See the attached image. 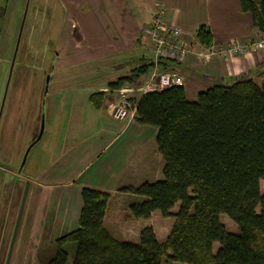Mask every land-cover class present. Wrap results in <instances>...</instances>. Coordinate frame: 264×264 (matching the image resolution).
<instances>
[{
	"label": "crops",
	"instance_id": "crops-1",
	"mask_svg": "<svg viewBox=\"0 0 264 264\" xmlns=\"http://www.w3.org/2000/svg\"><path fill=\"white\" fill-rule=\"evenodd\" d=\"M84 1L92 7L83 8ZM65 4L70 7L67 15L72 17L74 29L70 36L76 34V42L71 37L70 44L78 57L66 59V71L59 79L63 84L51 95V103L59 112L60 98L69 96L70 102L63 100V104L70 122L64 123L66 137L57 154L51 155L49 161L45 159L43 167H39L41 157L33 160L28 171H43L37 178L39 182L28 178L31 183L24 187L23 199L31 203L35 227L42 224L38 235L42 244L34 251V231L30 242L19 246L22 251L13 256L11 264H45L55 254L53 251L47 260H42V252L49 243L55 244L67 232L78 228L85 187L109 193L103 225L115 239L138 243L141 230L153 227L150 220L156 213L148 220L130 218V205L142 198L119 190L162 179L164 161L156 144L158 129L139 124L135 119L136 108L125 120L111 116V104L116 102L120 90L109 89V83L117 79L110 80L105 75L125 65L132 70L154 62L146 29L160 9L181 30L183 41L191 47L189 55L172 65L184 78L189 100H195L211 86L227 84L235 78L246 77L257 83L264 80V47L257 50L252 46L264 33L253 26L252 14L241 9L240 0H66ZM201 28L211 34L210 46L197 39ZM233 41L248 45L247 50L237 55L221 54ZM209 53L214 55L202 56ZM154 63L145 76L123 87L134 89L136 101L152 91L145 89L152 87L155 74L163 72L159 62ZM99 92H105L107 97L103 107L96 109L90 96ZM155 234L158 238L156 231ZM47 236L50 240L44 242Z\"/></svg>",
	"mask_w": 264,
	"mask_h": 264
},
{
	"label": "trees",
	"instance_id": "trees-1",
	"mask_svg": "<svg viewBox=\"0 0 264 264\" xmlns=\"http://www.w3.org/2000/svg\"><path fill=\"white\" fill-rule=\"evenodd\" d=\"M4 3L0 0V18L6 13ZM240 3L264 33V0ZM197 39L206 46L212 43L204 28ZM177 62L161 59L158 65L176 71L172 65ZM154 65L132 69L109 83V89L134 84ZM106 97L105 92L94 93L90 101L101 109ZM134 104L136 121L158 129L163 179L119 191L142 198L130 205V218L148 220L157 211L173 218L169 235L160 242L148 226L138 243L115 239L103 225L109 193L85 187L78 228L55 241L56 252L46 264H68V243L76 245L72 264H264V80L235 78L192 101L184 86H172L148 91ZM221 215L239 233L229 232Z\"/></svg>",
	"mask_w": 264,
	"mask_h": 264
},
{
	"label": "rangeland",
	"instance_id": "rangeland-1",
	"mask_svg": "<svg viewBox=\"0 0 264 264\" xmlns=\"http://www.w3.org/2000/svg\"><path fill=\"white\" fill-rule=\"evenodd\" d=\"M65 1L5 0L6 13L0 18V264H11L13 256L22 251L19 246L27 245L34 231V251L42 244L38 237L42 224L35 227L34 210L31 203L23 199L24 187L31 183L28 178L39 182L43 171H28L33 160L41 157L39 167L45 166V159L49 161L51 155L61 149L66 137L64 123L70 122L63 104V100L70 102L69 96L60 98L59 112L51 103V95L63 84L59 79L66 71V59L78 57L70 44L71 37L76 42V34L70 36L74 29L72 17L67 15L70 7ZM90 5L85 2L83 8L88 9ZM131 68L127 65L115 68L105 76L116 80L128 74ZM135 98L132 94L133 104ZM67 133L70 134V129ZM53 145L56 148L51 151ZM261 192H264L263 182ZM178 207L174 211H178ZM155 213L150 223L163 242L174 219L164 218L159 211ZM220 220L229 232L239 233L238 226L228 216L221 215ZM43 240L48 242L50 238ZM214 248L217 252L218 244ZM64 249L69 253L68 264H72L75 243L66 244ZM53 251L56 252V246L49 243L42 252V260H47Z\"/></svg>",
	"mask_w": 264,
	"mask_h": 264
},
{
	"label": "built area",
	"instance_id": "built-area-1",
	"mask_svg": "<svg viewBox=\"0 0 264 264\" xmlns=\"http://www.w3.org/2000/svg\"><path fill=\"white\" fill-rule=\"evenodd\" d=\"M146 33L152 43V55L154 62L161 59L180 61L191 53L190 45L186 44L182 39L181 30L167 19L166 12L160 9L154 16L153 21L146 29ZM252 46L255 49L264 47V37L259 42H254ZM248 48L244 45L233 41L228 49H222L221 54L227 56L229 54H243ZM214 53L202 55L204 58L210 57ZM155 81L149 90L159 91L172 86H183L184 78L176 71L158 72ZM119 98L114 104H111V116L117 120H125L130 111L135 108V104L131 101V95L134 89L131 87L123 88L119 91Z\"/></svg>",
	"mask_w": 264,
	"mask_h": 264
}]
</instances>
